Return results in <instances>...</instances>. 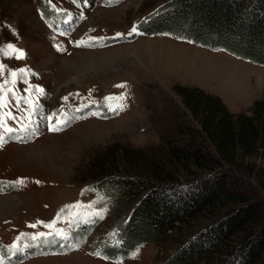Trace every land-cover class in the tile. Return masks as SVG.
<instances>
[{
    "label": "rangeland",
    "instance_id": "1",
    "mask_svg": "<svg viewBox=\"0 0 264 264\" xmlns=\"http://www.w3.org/2000/svg\"><path fill=\"white\" fill-rule=\"evenodd\" d=\"M42 1L56 18H46L36 0H0V45L11 43L25 53L16 59L0 52V64L6 66L0 84L7 80L5 87L12 89L0 114L14 117L6 119L12 132L0 128V180L13 185L12 191L0 192V250H5L0 261L163 264L225 209L203 213L127 257L110 259L103 249L117 239L119 224L135 203L115 183L127 176L148 177L143 164L148 159L164 165L165 139L177 136V125L186 124L197 144L212 149L174 85L199 87L220 97L232 114H248L264 94V65L166 33H141L139 23L166 0ZM121 84L125 87H116ZM37 87L43 91L36 92ZM205 174L189 168L173 176L182 182ZM233 176L245 194L264 201L256 175L236 171ZM18 179L23 184L14 183ZM95 214L98 219L80 246L37 252L71 241L82 220ZM37 233L51 234L31 239Z\"/></svg>",
    "mask_w": 264,
    "mask_h": 264
},
{
    "label": "trees",
    "instance_id": "2",
    "mask_svg": "<svg viewBox=\"0 0 264 264\" xmlns=\"http://www.w3.org/2000/svg\"><path fill=\"white\" fill-rule=\"evenodd\" d=\"M36 4L46 18H56L45 2ZM138 26L146 35L166 33L264 65V0H166ZM173 91L197 118L212 149L197 144L186 124L177 125V136L165 139L164 165L146 158L148 177L118 179L115 186L133 195L135 203L118 227L121 246L111 243L103 254L127 257L140 245L223 208L222 215L193 232L163 264H264V201L245 194L233 176L236 171L256 175L264 191V94L248 114L234 115L220 97L199 87L180 84ZM186 134L191 137L184 138ZM189 168L206 174L177 182L173 173ZM12 190V184L0 180V192ZM91 227L79 224L71 246L57 243L37 252L78 247Z\"/></svg>",
    "mask_w": 264,
    "mask_h": 264
},
{
    "label": "snow or ice",
    "instance_id": "3",
    "mask_svg": "<svg viewBox=\"0 0 264 264\" xmlns=\"http://www.w3.org/2000/svg\"><path fill=\"white\" fill-rule=\"evenodd\" d=\"M73 2H76V0H73ZM111 2H113V0H109V3H111ZM131 31L132 32H136L137 31V28H136L135 25H133V28L131 29ZM117 35L119 36L120 34L117 33ZM77 46H79V45H77ZM0 52H2L4 55H15L16 59H23L24 55H25V53H24V51L22 49H17L11 43H6L4 45H0ZM5 68H6L5 65L0 64V75H3ZM18 72L21 73V74H24L25 69H19ZM9 76L16 77L17 76V71H10L9 72ZM11 82L14 83V80L11 81ZM8 83H9V81L6 80L4 82V84H0V93H3V94H0V108H3V107L7 106L6 105V98H7L6 93L12 91L11 88H6L5 87ZM116 87L123 88V87H125V85H123V84L116 85ZM35 90H36V92H42L43 91L39 87H37ZM107 99H112V98L109 97ZM120 99H122V96L120 97ZM26 102H27V100H26ZM6 119L10 120V119H14V117H12V115L10 113H2V114H0V128H3V131L5 133H10V132L13 131V129L7 126ZM50 130H52V129H50ZM3 141H4V135L0 134V142H3ZM23 182H24L23 179H18L14 183L23 184ZM37 183H39V182L37 181ZM52 226L53 225H47V227H52ZM30 227H36V225H30ZM50 234L51 233H48V234L37 233L34 236H32L31 239L35 240V239H37L39 237H43L45 235H50ZM12 247H15V244ZM98 254L99 253H97V255ZM134 255H135V253H134Z\"/></svg>",
    "mask_w": 264,
    "mask_h": 264
}]
</instances>
